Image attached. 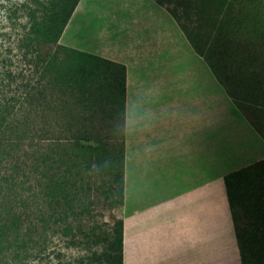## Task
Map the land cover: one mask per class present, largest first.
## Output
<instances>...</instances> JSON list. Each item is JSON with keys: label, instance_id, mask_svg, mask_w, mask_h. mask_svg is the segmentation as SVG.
Listing matches in <instances>:
<instances>
[{"label": "rangeland", "instance_id": "374dc122", "mask_svg": "<svg viewBox=\"0 0 264 264\" xmlns=\"http://www.w3.org/2000/svg\"><path fill=\"white\" fill-rule=\"evenodd\" d=\"M58 1L0 0V115L10 124L0 130V175L6 168L12 173V160L25 173L11 185L0 182V225L6 228L0 236V264H108L114 221L122 218V211L109 205L114 189L113 177L106 172L109 163L101 165L76 151L66 155V142L76 128L86 127L110 141L121 134L119 121L110 117L107 81L86 78L81 90L87 93L81 95V86L66 87L65 53H57L56 61L48 64L37 63L27 53L32 25L46 22L52 13L62 15ZM70 4L66 0V7ZM236 8L220 6L217 0H80L58 43L66 47L68 41L79 50L84 44L93 52L100 49L104 57L132 48L147 53L153 44L160 63L150 69L160 72L159 80L154 77L158 83L163 76L170 83L179 74L200 72L202 67L210 71L207 57L227 68L222 75L236 80L243 76L241 89L232 92L256 124L263 150L259 155V146L254 149L246 135L230 126L231 119L223 117L227 114L216 109V172H227L234 167L230 160L242 154L248 157L246 162L257 154L264 158V17L258 29L253 24L252 31L241 37L243 48L236 56L216 54L221 43L214 41L230 37ZM130 55L138 57L140 52ZM54 183L63 186V198L48 195L46 189ZM227 241L226 236L216 238L215 264L226 263Z\"/></svg>", "mask_w": 264, "mask_h": 264}, {"label": "crops", "instance_id": "0c3cea01", "mask_svg": "<svg viewBox=\"0 0 264 264\" xmlns=\"http://www.w3.org/2000/svg\"><path fill=\"white\" fill-rule=\"evenodd\" d=\"M82 45L126 68L122 264H215L216 238L225 236L227 252L219 255L224 264H240L222 178L262 158L246 162L242 154L230 160L233 168L216 172V109L262 155L259 134L205 67L158 83L160 72L150 69L160 63L153 44L147 53L126 50L128 57Z\"/></svg>", "mask_w": 264, "mask_h": 264}, {"label": "trees", "instance_id": "16d2710c", "mask_svg": "<svg viewBox=\"0 0 264 264\" xmlns=\"http://www.w3.org/2000/svg\"><path fill=\"white\" fill-rule=\"evenodd\" d=\"M79 1L80 0H71V4L66 7V0H59L56 6H63L62 9H60L62 15L59 13H52L46 22L34 23L29 32L32 39L29 40V44L26 48L27 53L29 52L34 55L33 58L40 64H48V62L53 63L56 61L57 53H65L64 56L67 61L66 87L71 86L77 88L81 86L78 88V90H80L78 92L81 95L87 93V91L84 92V90H81L86 78L102 77V80L107 81L109 92L105 95V98H107L110 103V117L119 121V134L121 132V138L120 135H118L119 137H115L112 139L113 141H110L109 136L101 139L93 135L86 127L83 130L82 128H76V131L69 136L66 142V155L70 151H76L83 157H88L101 165L104 162L109 163L106 172L112 175L114 181V189L111 192L112 195L109 205L114 206L115 209L121 213L123 207V133L125 126L126 68L122 64L110 61L99 55L76 48L63 47L58 43L63 29L74 13L75 7ZM217 3L220 6L227 4V8L230 10L237 5V19L233 21L234 26H231V31L227 34L230 35V37L222 35L214 41L215 43H221V51L216 52L219 57H230L232 53L236 56L235 52L243 48L239 43L243 35L252 31L250 27L253 26V24L257 29L259 28L262 17H264V0H217ZM187 41L192 50L200 57H203L198 47L192 43L189 38ZM249 51H251L250 48ZM205 61L216 81L223 87L226 95L230 98L237 111L258 133L259 131L256 124L250 116L246 114L244 108L238 104L232 92L235 88L241 89L244 83L243 76L236 80L235 78L237 77L222 75L225 74L224 71L227 70L226 67L222 69L219 63L212 62L209 57H207ZM113 71H115V73ZM226 83H228L229 87ZM6 120L7 116L1 114L0 130L9 127L10 124L6 123ZM113 131L118 132L116 129H113ZM90 141H94L96 145H90ZM9 162L12 164L10 166V172L12 173H9L8 168H6L5 172L0 175L1 185L5 182L7 184H10L9 182H14L18 178V174H25L21 172L18 162L13 160ZM222 181L226 203L230 211L240 264H264V158L224 175ZM46 190L48 195L54 199L63 198L65 194L63 186L59 183H54L52 187L49 186ZM67 200H69V193L66 182V201ZM0 222L2 223L1 220ZM5 229L4 226L0 225V236L3 235ZM122 229V218H119L114 221L113 240L109 247L110 253L106 258L108 264H122ZM64 231L66 235L72 233L70 228H66Z\"/></svg>", "mask_w": 264, "mask_h": 264}, {"label": "bare ground", "instance_id": "6f19581e", "mask_svg": "<svg viewBox=\"0 0 264 264\" xmlns=\"http://www.w3.org/2000/svg\"><path fill=\"white\" fill-rule=\"evenodd\" d=\"M177 213V212H176ZM178 215V214H177Z\"/></svg>", "mask_w": 264, "mask_h": 264}]
</instances>
